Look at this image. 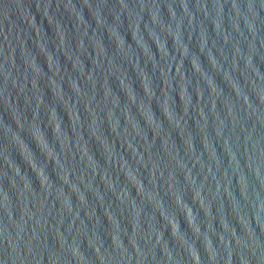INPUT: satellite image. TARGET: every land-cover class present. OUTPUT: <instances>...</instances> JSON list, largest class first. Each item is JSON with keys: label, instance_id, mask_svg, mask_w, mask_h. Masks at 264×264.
<instances>
[{"label": "water", "instance_id": "1", "mask_svg": "<svg viewBox=\"0 0 264 264\" xmlns=\"http://www.w3.org/2000/svg\"><path fill=\"white\" fill-rule=\"evenodd\" d=\"M0 264H264V0H0Z\"/></svg>", "mask_w": 264, "mask_h": 264}]
</instances>
